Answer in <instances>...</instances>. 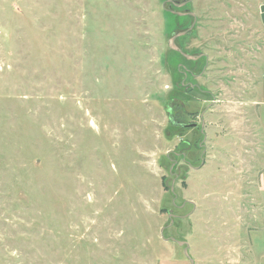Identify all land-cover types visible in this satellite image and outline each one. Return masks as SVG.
Here are the masks:
<instances>
[{"label": "rangeland", "instance_id": "obj_1", "mask_svg": "<svg viewBox=\"0 0 264 264\" xmlns=\"http://www.w3.org/2000/svg\"><path fill=\"white\" fill-rule=\"evenodd\" d=\"M263 4L0 0V264H264Z\"/></svg>", "mask_w": 264, "mask_h": 264}, {"label": "water", "instance_id": "obj_2", "mask_svg": "<svg viewBox=\"0 0 264 264\" xmlns=\"http://www.w3.org/2000/svg\"><path fill=\"white\" fill-rule=\"evenodd\" d=\"M191 1L192 0H186V1H182V2H175V1H172V0H167V2L172 7L176 8V9H181V8L185 7ZM171 6H169V12L170 13H172L173 15H176L177 17H191L193 19V21H192V23H191V25H190V27L188 29H186L185 31L178 32V33H176V34H174V35H172L170 37V39L167 42L168 49H170L173 52L178 53L185 60H188V61H196V60H198V59H200L202 57H206V55H204V54H199V55H189V54H186L180 48H178L176 46L175 41L178 38H181V37L190 35L192 33V30H193V28L195 26V23H196V17H195V14L192 13V12H188V11H184V12L172 11L171 10ZM202 115H203V113H201L200 117H202ZM203 126H204V124L201 123V128H203ZM185 217H187V216H185ZM171 223H172V220H171ZM162 232H163V229L161 230V237H162ZM164 240L165 241H168V240L169 241H172L176 245H178L180 247H184V249H183L184 256L188 259V261H189L190 264H194L193 260L188 255V252H187L188 244L186 242L177 241V240H175L173 238L164 239Z\"/></svg>", "mask_w": 264, "mask_h": 264}, {"label": "crops", "instance_id": "obj_3", "mask_svg": "<svg viewBox=\"0 0 264 264\" xmlns=\"http://www.w3.org/2000/svg\"><path fill=\"white\" fill-rule=\"evenodd\" d=\"M260 19H261L262 26L264 28V4L262 5V8H261ZM260 99L261 100H260L259 105L264 107V71H263L262 91H261V98Z\"/></svg>", "mask_w": 264, "mask_h": 264}, {"label": "flooded vegetation", "instance_id": "obj_4", "mask_svg": "<svg viewBox=\"0 0 264 264\" xmlns=\"http://www.w3.org/2000/svg\"><path fill=\"white\" fill-rule=\"evenodd\" d=\"M184 11H186V10H184ZM186 73H187V72H186ZM202 74H203V73H199L198 75H193V74L191 73L190 75L193 76V77H201ZM194 87H195V86L192 85V86H191V90L194 89ZM180 124H181V123H180ZM181 125L183 126V124H181ZM181 125H180V126H181ZM185 127H187V128L189 127V128L196 129L195 124H189V125H187V126H185ZM199 130H200V133L202 134V133H203V128H200ZM181 157H183V155H181Z\"/></svg>", "mask_w": 264, "mask_h": 264}, {"label": "trees", "instance_id": "obj_5", "mask_svg": "<svg viewBox=\"0 0 264 264\" xmlns=\"http://www.w3.org/2000/svg\"><path fill=\"white\" fill-rule=\"evenodd\" d=\"M177 17V16H176ZM189 35H187V36H184L183 38H186V37H188ZM175 53V52H174ZM176 54H178V53H176Z\"/></svg>", "mask_w": 264, "mask_h": 264}]
</instances>
